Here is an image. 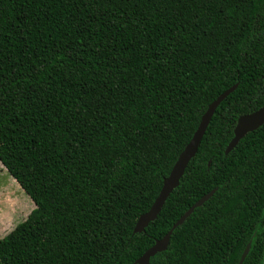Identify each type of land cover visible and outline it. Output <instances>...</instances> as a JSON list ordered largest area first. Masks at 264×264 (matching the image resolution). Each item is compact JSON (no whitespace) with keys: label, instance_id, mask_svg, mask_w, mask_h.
Here are the masks:
<instances>
[{"label":"trees","instance_id":"obj_1","mask_svg":"<svg viewBox=\"0 0 264 264\" xmlns=\"http://www.w3.org/2000/svg\"><path fill=\"white\" fill-rule=\"evenodd\" d=\"M217 108L158 217L134 232ZM264 0H0V161L36 207L0 264H263Z\"/></svg>","mask_w":264,"mask_h":264},{"label":"water","instance_id":"obj_2","mask_svg":"<svg viewBox=\"0 0 264 264\" xmlns=\"http://www.w3.org/2000/svg\"><path fill=\"white\" fill-rule=\"evenodd\" d=\"M237 87L238 84L237 83L234 84L232 87L224 91L217 99H215L209 105L208 109L202 116L200 125L196 130V132L194 133L192 139L180 154L169 176L164 179L162 189L158 197L156 198L154 204L152 205L149 211H147L146 213L142 214L139 217L134 229L135 233L145 231L146 227H148L149 224L158 217L168 197L171 195L174 189L180 185V180L185 174V171L190 161L197 154L201 141L207 131V128L217 108L222 103V101H224L229 96V94H231ZM263 124H264V106H262L261 108H259L254 112L240 116L238 118L237 125L234 129V137L226 147L225 153L228 154L230 151H232L237 146L239 141L248 132L258 129ZM216 191L217 188H214L209 193L205 194L202 198H200L195 204H193L181 216V218L172 226V228L164 235L163 238L156 240L154 245L148 248L146 252L140 258L137 259L136 264H150V260L153 256H155L158 252L167 250L173 231L179 225H182L197 207L203 205L206 201H208ZM251 245L252 244L250 241L247 244L241 256L239 264H242L244 262L245 258L247 257L251 249ZM263 264H264V260H263Z\"/></svg>","mask_w":264,"mask_h":264},{"label":"rangeland","instance_id":"obj_3","mask_svg":"<svg viewBox=\"0 0 264 264\" xmlns=\"http://www.w3.org/2000/svg\"><path fill=\"white\" fill-rule=\"evenodd\" d=\"M34 201L0 161V239L24 221Z\"/></svg>","mask_w":264,"mask_h":264}]
</instances>
